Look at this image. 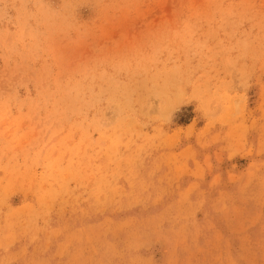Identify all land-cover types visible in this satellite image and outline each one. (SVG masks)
Here are the masks:
<instances>
[{"label":"rangeland","instance_id":"1","mask_svg":"<svg viewBox=\"0 0 264 264\" xmlns=\"http://www.w3.org/2000/svg\"><path fill=\"white\" fill-rule=\"evenodd\" d=\"M0 264H264V0H0Z\"/></svg>","mask_w":264,"mask_h":264}]
</instances>
